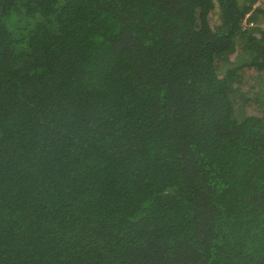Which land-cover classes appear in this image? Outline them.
<instances>
[{
	"label": "trees",
	"instance_id": "obj_1",
	"mask_svg": "<svg viewBox=\"0 0 264 264\" xmlns=\"http://www.w3.org/2000/svg\"><path fill=\"white\" fill-rule=\"evenodd\" d=\"M257 1L0 0V264H264Z\"/></svg>",
	"mask_w": 264,
	"mask_h": 264
},
{
	"label": "rangeland",
	"instance_id": "obj_2",
	"mask_svg": "<svg viewBox=\"0 0 264 264\" xmlns=\"http://www.w3.org/2000/svg\"><path fill=\"white\" fill-rule=\"evenodd\" d=\"M256 9H263L264 10V0H258L256 2V4L254 5V8H253V11L256 10ZM251 13L248 14V16L250 15ZM247 16V17H248ZM218 21V20H217ZM258 22V23H257ZM257 22L255 23L256 25H261L262 27H264V12L263 13H260L259 17H258V20ZM254 25V23L252 24V26ZM246 80V88H249V86H252V84H255L257 81L256 77L255 76H247L245 78ZM261 86V85H260ZM262 87V86H261ZM264 87V86H263ZM262 87V88H263ZM250 89V88H249Z\"/></svg>",
	"mask_w": 264,
	"mask_h": 264
}]
</instances>
